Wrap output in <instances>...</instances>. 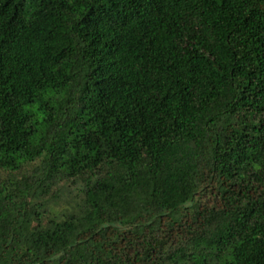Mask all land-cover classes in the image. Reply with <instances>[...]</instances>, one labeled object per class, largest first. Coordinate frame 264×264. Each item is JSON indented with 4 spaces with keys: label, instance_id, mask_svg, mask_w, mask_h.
<instances>
[{
    "label": "trees",
    "instance_id": "trees-1",
    "mask_svg": "<svg viewBox=\"0 0 264 264\" xmlns=\"http://www.w3.org/2000/svg\"><path fill=\"white\" fill-rule=\"evenodd\" d=\"M0 264H264V0H0Z\"/></svg>",
    "mask_w": 264,
    "mask_h": 264
},
{
    "label": "rangeland",
    "instance_id": "rangeland-1",
    "mask_svg": "<svg viewBox=\"0 0 264 264\" xmlns=\"http://www.w3.org/2000/svg\"><path fill=\"white\" fill-rule=\"evenodd\" d=\"M62 200H63V198H62ZM61 201V200H60Z\"/></svg>",
    "mask_w": 264,
    "mask_h": 264
}]
</instances>
